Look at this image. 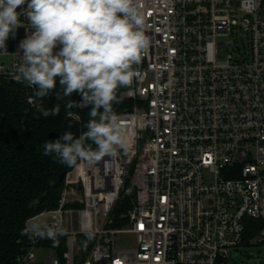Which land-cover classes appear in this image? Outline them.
I'll return each instance as SVG.
<instances>
[{"label": "built area", "instance_id": "1", "mask_svg": "<svg viewBox=\"0 0 264 264\" xmlns=\"http://www.w3.org/2000/svg\"><path fill=\"white\" fill-rule=\"evenodd\" d=\"M142 6L150 45L134 65L140 76L118 88L133 101L116 112L129 148L66 171L58 205L42 223L60 219L82 233L83 214H91L95 238L82 264H228L245 217L258 221L252 242H264V0ZM20 21L0 51V82L25 85L34 105L37 89L14 79L22 63L16 41L32 31L26 16ZM238 31L245 37L230 51ZM132 191L125 224L113 226L116 199ZM118 234L130 240L119 245ZM35 246L17 264H34Z\"/></svg>", "mask_w": 264, "mask_h": 264}, {"label": "clouds", "instance_id": "2", "mask_svg": "<svg viewBox=\"0 0 264 264\" xmlns=\"http://www.w3.org/2000/svg\"><path fill=\"white\" fill-rule=\"evenodd\" d=\"M21 15L32 31L19 44L22 63L14 79L35 87V96L41 99L58 83L57 100L73 93L81 98L79 105L69 101L66 108L91 106L86 131L78 137L66 131L49 140L43 155L72 167L78 161L95 165L105 157L115 158L118 150L126 152L131 140L113 105L119 102L117 89L140 76L134 65L140 64L150 45L142 0H0V51L7 52L6 42L21 27ZM39 111L44 117L58 115L60 105L51 109L41 105ZM83 215L81 231L91 240V214ZM21 235L58 244L67 231L60 219L49 226L37 218L26 222Z\"/></svg>", "mask_w": 264, "mask_h": 264}, {"label": "trees", "instance_id": "3", "mask_svg": "<svg viewBox=\"0 0 264 264\" xmlns=\"http://www.w3.org/2000/svg\"><path fill=\"white\" fill-rule=\"evenodd\" d=\"M57 91H60L58 83L47 97L35 96L34 105H29L25 85L0 82V264H17V257L32 244L53 246L58 264H66V236L58 237V244H54L50 239L35 241L21 235L31 217L57 207L63 188L59 175L73 167L59 163L52 155H43L44 144L55 141L66 131L78 137L86 131L84 125L90 119L91 106L66 108L69 101L79 105L81 98L78 94L57 100ZM116 94L119 102L113 105L115 112L133 106V101L121 96L118 89ZM56 104L60 105L58 115L44 117L39 111L41 105L51 109ZM133 201L134 191L129 194L120 192L110 212L113 226L125 224V214ZM244 221L245 228L237 246L252 244L257 231V220L245 217ZM94 238L95 235L91 240L83 233L77 235L81 245L75 258L78 264L86 259Z\"/></svg>", "mask_w": 264, "mask_h": 264}, {"label": "rangeland", "instance_id": "4", "mask_svg": "<svg viewBox=\"0 0 264 264\" xmlns=\"http://www.w3.org/2000/svg\"><path fill=\"white\" fill-rule=\"evenodd\" d=\"M244 37H245L244 33L242 31H238L232 38L231 46L228 49L232 51V47L234 46V44L235 43H237V45L241 44L240 39ZM20 42H21L20 40L16 41L15 48L19 47ZM241 49H243L242 46ZM76 188L77 190L75 191L77 195H80L81 191L79 186L77 185ZM73 206L77 208V207H81L82 204L80 203V201H77L75 204H73ZM37 218L39 222L48 219L47 216L46 217L38 216ZM37 218L30 220H35ZM102 222H103V216L99 215L98 225H101ZM69 230H76V226L69 225L66 227V231L68 232L67 235H65L66 236L65 237L66 252L64 253L65 263L78 264L75 258L81 251V245L77 241V235L80 233L69 232ZM128 240H130L129 237L124 236V234H118L116 237V242L119 245H121L122 242L127 243ZM33 251L35 254V259L33 261L34 264L45 262L46 259L54 258L56 256V249L50 245H44V244L36 245ZM67 253L68 256L66 255ZM228 264H264V242L262 243L253 242L248 246L239 245L230 248Z\"/></svg>", "mask_w": 264, "mask_h": 264}, {"label": "crops", "instance_id": "5", "mask_svg": "<svg viewBox=\"0 0 264 264\" xmlns=\"http://www.w3.org/2000/svg\"><path fill=\"white\" fill-rule=\"evenodd\" d=\"M38 216H45V217H46L47 214L43 211V212H41V213H39V214H37V215L31 217L30 219L37 218ZM47 217H48V216H47ZM30 219H29V220H30ZM29 220H28V221H29ZM46 220H48V219H46ZM46 220H44V221H42V222H45ZM28 221H27V222H28Z\"/></svg>", "mask_w": 264, "mask_h": 264}, {"label": "water", "instance_id": "6", "mask_svg": "<svg viewBox=\"0 0 264 264\" xmlns=\"http://www.w3.org/2000/svg\"><path fill=\"white\" fill-rule=\"evenodd\" d=\"M65 173H66V172H62V173L59 175V180H60V181L63 180V178H64V176H65Z\"/></svg>", "mask_w": 264, "mask_h": 264}]
</instances>
